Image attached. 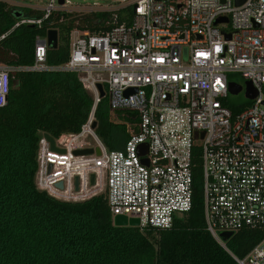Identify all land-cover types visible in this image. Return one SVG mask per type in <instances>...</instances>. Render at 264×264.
Returning a JSON list of instances; mask_svg holds the SVG:
<instances>
[{"label":"built area","instance_id":"obj_1","mask_svg":"<svg viewBox=\"0 0 264 264\" xmlns=\"http://www.w3.org/2000/svg\"><path fill=\"white\" fill-rule=\"evenodd\" d=\"M115 1L105 10L132 6L131 23L98 32L75 28L66 62H47V33L36 38L33 63L0 62V107L8 104L19 72H74L94 98L79 132L54 137L65 151L51 149L42 132L38 188L70 202L105 194L114 217H138L142 229H165L193 207L199 157L207 230L239 264H264V237L245 257L221 237L225 231L264 230V0ZM70 4L48 0L37 8L44 18L26 17L16 25H41L54 11H69ZM222 17L228 20L217 23ZM234 73L258 92L236 115L226 104ZM99 83L112 119L126 123L131 133L122 149H108L92 127L104 97ZM84 148L95 151L74 153Z\"/></svg>","mask_w":264,"mask_h":264},{"label":"trees","instance_id":"obj_2","mask_svg":"<svg viewBox=\"0 0 264 264\" xmlns=\"http://www.w3.org/2000/svg\"><path fill=\"white\" fill-rule=\"evenodd\" d=\"M26 17L44 18V11L0 0V62L33 63L37 36L54 28L59 32L58 45L49 46L47 62L62 64L69 59L75 28L98 32L130 24L133 8L83 16L58 10L41 25H16ZM251 103L226 99L234 115ZM93 105V95L74 72L15 75L8 104L0 107V264H239L207 230L199 157L193 207L176 214L172 226L165 229L117 226L105 194L70 202L38 188L42 132L54 137L79 132ZM95 120V131L108 149L125 147L131 133L126 123L112 119L107 95L96 107ZM263 237V229L244 228L227 245L235 255L245 257Z\"/></svg>","mask_w":264,"mask_h":264},{"label":"water","instance_id":"obj_3","mask_svg":"<svg viewBox=\"0 0 264 264\" xmlns=\"http://www.w3.org/2000/svg\"><path fill=\"white\" fill-rule=\"evenodd\" d=\"M244 0H238L237 3L240 4L242 3ZM59 4H64L65 0H58ZM136 7V6H135ZM228 19L225 17L219 18L216 22H222V21H227ZM47 37H48V44L52 47H57L58 45V39H59V32L57 29H49L47 32ZM227 37H230V34H228ZM99 90H100V94L101 96H105V89L103 87V85L101 83L98 84ZM229 90L231 94L237 95L240 92H242L243 90L245 91V96L246 98L249 99H254L257 95L258 92L256 90V88L254 87V85L252 84V82L250 80H246L245 81V86L243 84H240L238 82H234L231 81L229 83ZM133 91H136V89H129L128 93ZM97 126V121L95 120L92 124L93 128H96ZM132 132L137 131V127H133L131 128ZM45 136L47 137V139L50 141L51 144V149L53 150H57V151H65L64 149H60L56 146L55 143V138L54 136H52L50 133H45ZM147 149V145H142L141 146V151H145ZM95 149L94 148H84V149H77L75 150V154L76 155H85V154H92L94 153ZM97 153H100V148H96ZM144 161L146 163H148L147 159H144ZM91 183L94 184L95 183V174L91 175ZM59 187H63V182H59L58 183ZM79 188V177L76 176V189ZM114 222L117 226H139L140 225V219L138 217H128L124 214H118L114 217ZM233 232L230 231H225V232H221V237L223 238V240L228 241L232 236H233Z\"/></svg>","mask_w":264,"mask_h":264},{"label":"rangeland","instance_id":"obj_4","mask_svg":"<svg viewBox=\"0 0 264 264\" xmlns=\"http://www.w3.org/2000/svg\"><path fill=\"white\" fill-rule=\"evenodd\" d=\"M7 1L10 6H15V7H33V8H38L41 6H44L48 0H5ZM99 3L100 5H93L94 3ZM117 4V1L115 0H71V6L68 8L69 13H74L75 15L78 16H83L85 14H88L90 12H96V11H104L105 8H111L114 5ZM227 25L224 24L223 27H226ZM230 79L232 81H236L240 84H243L245 86V81L246 79L241 76L239 73H234L229 75ZM231 99L236 100L238 102L245 101L246 96H245V91L243 90L237 95L230 94Z\"/></svg>","mask_w":264,"mask_h":264}]
</instances>
